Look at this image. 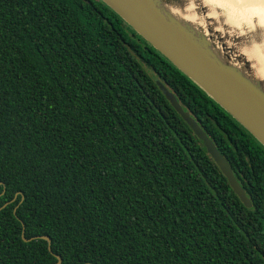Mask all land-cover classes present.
Returning <instances> with one entry per match:
<instances>
[{
	"label": "trees",
	"instance_id": "trees-1",
	"mask_svg": "<svg viewBox=\"0 0 264 264\" xmlns=\"http://www.w3.org/2000/svg\"><path fill=\"white\" fill-rule=\"evenodd\" d=\"M0 208V264H264V147L101 1L0 0Z\"/></svg>",
	"mask_w": 264,
	"mask_h": 264
},
{
	"label": "water",
	"instance_id": "water-1",
	"mask_svg": "<svg viewBox=\"0 0 264 264\" xmlns=\"http://www.w3.org/2000/svg\"><path fill=\"white\" fill-rule=\"evenodd\" d=\"M99 1L120 17L137 35L192 81L264 147V79L260 80L252 74L253 66L244 55L238 53L234 55L235 60L242 62L241 67L237 68L230 63V58L227 56L232 53V50L228 49L221 53L214 51L212 37H207L208 29V35L205 36L202 27H195L191 23L182 21L166 10L167 6L182 8L189 0ZM193 1L196 12L201 5L200 13L206 16L207 7L202 5L201 1ZM210 24L220 25L217 20H211ZM220 26L224 28V25ZM239 36L235 40L236 43H239L237 42L240 40ZM157 84L173 109L202 142L207 154L219 167L233 192L245 207L250 208L251 203L235 179L228 162L189 113L183 111L174 95L161 84ZM21 236L24 242L38 239L47 241L48 250H51L50 239L46 236L26 240L24 228ZM55 258L57 259L55 264H61V258L59 256Z\"/></svg>",
	"mask_w": 264,
	"mask_h": 264
},
{
	"label": "bare ground",
	"instance_id": "bare-ground-1",
	"mask_svg": "<svg viewBox=\"0 0 264 264\" xmlns=\"http://www.w3.org/2000/svg\"><path fill=\"white\" fill-rule=\"evenodd\" d=\"M202 2V5L207 7V13L205 15H201V5L199 6V11L196 12L193 4V0H189L187 4H185L182 8L176 6H167L166 10L174 17L181 19L182 21L191 23L195 27H202L203 34L205 36L208 35L212 37L211 40L214 44V51L221 53L222 51H228V49L232 50L230 53V63L235 67H241L242 62H238L235 60L234 56L236 53L244 55L246 60L253 66L252 74L260 79H264V42L263 44L251 45L254 40L264 38V0H199ZM259 1V2H258ZM260 3V5H259ZM196 4V3H195ZM218 6L225 7L227 10L231 11V16L228 17V23H234V19L232 16H236L241 18L242 25L241 28L237 32H233L228 27L222 28L220 25L210 24L211 20H218L219 17L216 13V9ZM217 16V18H216ZM209 19V21H206ZM211 19V20H210ZM233 20V21H232ZM209 26V27H208ZM240 26V25H239ZM208 27V28H207ZM208 29V30H207ZM228 29V30H227ZM229 31V32H228ZM263 32V33H262ZM238 35H244L247 40H250L249 43L239 42L236 43V39ZM263 41V40H262ZM238 51V52H237Z\"/></svg>",
	"mask_w": 264,
	"mask_h": 264
},
{
	"label": "rangeland",
	"instance_id": "rangeland-1",
	"mask_svg": "<svg viewBox=\"0 0 264 264\" xmlns=\"http://www.w3.org/2000/svg\"><path fill=\"white\" fill-rule=\"evenodd\" d=\"M186 1H188V0H186ZM199 1V0H198ZM259 2V1H258ZM200 3V2H199ZM198 3V4H199ZM202 3V2H201ZM259 5H260V3H259ZM196 9H198V7L196 8ZM263 12H264V9L262 10ZM216 13L218 14L217 16L219 17V19L217 20L220 24H222V25H224V28L226 27H228L230 30H232L233 32L235 31V32H237L240 28H241V26H244L245 27V25H246V23L244 24V25H242V22L241 21H243V20H241V18H238L237 16H236V18H235V16H232V18L234 19V23H228L227 22V19H228V17L229 16H231V13H232V10L231 11H229V10H227L225 7L223 8V7H221V6H218L217 7V9H216ZM217 16H216V18H217ZM244 22V21H243ZM240 25V26H239ZM246 26H248V24L246 25ZM260 28L261 29H264V26H263V28L260 26ZM228 30V29H227ZM229 32V31H228ZM263 33V32H262ZM239 39L240 40H238L237 42H245V40H247L246 39V37H244V35H241V36H239ZM244 39V40H243ZM242 40V41H241ZM254 40V42L251 44V45H258V44H263V42H264V38L262 37V38H260L259 40L258 39H253ZM263 40V41H262ZM250 42V40H247L246 41V43H249Z\"/></svg>",
	"mask_w": 264,
	"mask_h": 264
}]
</instances>
